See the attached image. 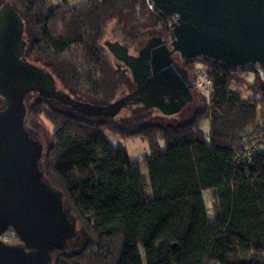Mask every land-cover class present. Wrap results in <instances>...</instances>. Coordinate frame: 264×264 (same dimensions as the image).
I'll return each instance as SVG.
<instances>
[{
    "label": "trees",
    "instance_id": "obj_1",
    "mask_svg": "<svg viewBox=\"0 0 264 264\" xmlns=\"http://www.w3.org/2000/svg\"><path fill=\"white\" fill-rule=\"evenodd\" d=\"M9 3L28 28L31 43L24 55L44 66L65 67L76 98L84 101L103 95L97 43L104 23L121 10L138 22L153 13L147 0H87L76 9L49 12H44L43 0ZM169 25L155 15L166 43ZM178 63L194 84L199 75L207 77L211 95L200 94L201 108L178 125L110 127L148 142L149 155L140 161L96 133L106 123L68 107L58 109L54 100L37 93L26 96L25 119L43 116L55 127L40 160L44 181L62 195L64 209L68 206L85 234L83 244L72 239L65 249L53 251L51 264H142L139 248L146 264H264V153L238 162L264 140V77L254 67ZM83 68L90 71L88 76ZM202 120L208 121L206 133L199 129ZM205 191L211 193L212 223Z\"/></svg>",
    "mask_w": 264,
    "mask_h": 264
},
{
    "label": "water",
    "instance_id": "obj_2",
    "mask_svg": "<svg viewBox=\"0 0 264 264\" xmlns=\"http://www.w3.org/2000/svg\"><path fill=\"white\" fill-rule=\"evenodd\" d=\"M170 22V41L150 37L136 56L117 42L106 43L130 72L135 89L108 106L70 99L53 75L22 54L25 23L9 2L0 6V264H51V253L76 238L62 195L44 181L43 146L25 128L30 93L70 104L86 117H110L129 105L164 115L181 111L194 96V83L179 61L202 60L221 67L257 68L264 77V0H147ZM12 231L19 243L4 242Z\"/></svg>",
    "mask_w": 264,
    "mask_h": 264
},
{
    "label": "rangeland",
    "instance_id": "obj_3",
    "mask_svg": "<svg viewBox=\"0 0 264 264\" xmlns=\"http://www.w3.org/2000/svg\"><path fill=\"white\" fill-rule=\"evenodd\" d=\"M10 0H4L2 5ZM27 2H33L35 0H26ZM87 0H43L44 2V12H49L58 7H62L65 10L76 9L78 6ZM101 1V0H98ZM1 5V6H2ZM159 28L155 26V14L150 13L145 21L138 22L129 17V12L127 10L119 11L115 16L107 20L102 26V36L99 42L97 43V48L99 55L103 59L102 63V79L104 80L103 95L99 99H90L89 101H84L87 104L104 107L110 104L115 103L119 99L128 95L132 89V78L130 72L124 73L125 69L123 66H120L116 59L109 52L106 43L117 42L120 45H126L128 47L129 53L135 55L137 51L142 47V45L147 41V39L154 35H159ZM142 36V37H139ZM23 39L26 42V48L31 43L30 36L28 34V28L25 26ZM25 48V49H26ZM79 60V58H75ZM29 62H32L40 67H44L46 71L50 72L54 79L57 90L62 93L70 94L72 97H78L75 93L74 86L70 81V72L66 70L65 67L58 65H45L42 62H36L32 58H28ZM47 66V67H46ZM84 69V68H83ZM83 73L85 76H88L90 71L84 69ZM200 82H202L203 75H199ZM98 75L92 77L96 81ZM198 80V79H197ZM196 80V82H197ZM252 80V76L249 77V81ZM195 82V83H196ZM203 84V82H202ZM199 94H196L193 101L186 104L180 112L172 115H164L156 109H151L144 107L142 105H129L122 108L117 113L113 114L110 117H94V119L106 123L108 127H99L96 128V133L104 137L111 145L123 147L129 158L133 161H140L145 156L149 155V144L146 140L135 137L122 135L110 127H124L126 129H132L135 126L147 125V124H157V125H178L187 120H189L195 113V111L201 108V96L204 94L202 90L197 88L193 89ZM205 95V94H204ZM208 98L209 95H205ZM26 100V98H25ZM4 103L0 100V109L3 107ZM58 109L64 111H69L64 108V106L55 100L54 104ZM81 114V113H80ZM82 115V114H81ZM25 128L28 130L29 134L41 143L43 146V152L45 153L47 149L51 146V135L55 130V127L50 124L43 116L37 118H27L24 122ZM199 129L206 133L208 129V121L202 120ZM158 144L161 150H164L166 147L165 140L160 137L158 138ZM255 152L264 153V140L253 148ZM140 172L143 182L146 184L147 189L145 191V196L147 199L151 198V190L148 185V173L147 167L144 163L140 164ZM204 201L208 210V216L210 222H214V211L212 205L211 193L205 191L203 193ZM67 214L70 220L73 222L75 227V232L77 237L75 239L76 243L79 245L83 244L85 234L82 228L76 223L73 218V215L66 206ZM1 239L4 242L15 244L18 240L11 235V232L1 236ZM72 241H68L67 245ZM139 254L142 260V264L145 263V258L143 251L139 248Z\"/></svg>",
    "mask_w": 264,
    "mask_h": 264
},
{
    "label": "built area",
    "instance_id": "obj_4",
    "mask_svg": "<svg viewBox=\"0 0 264 264\" xmlns=\"http://www.w3.org/2000/svg\"><path fill=\"white\" fill-rule=\"evenodd\" d=\"M200 78L201 77H199L197 82L194 84L195 88L202 90L205 95L210 96L212 92V82L207 77L203 76V79H202L203 84H202V82H200ZM254 153H255L254 150L245 151V153L242 154L240 158L238 159V162L243 161L244 159L250 157Z\"/></svg>",
    "mask_w": 264,
    "mask_h": 264
},
{
    "label": "flooded vegetation",
    "instance_id": "obj_5",
    "mask_svg": "<svg viewBox=\"0 0 264 264\" xmlns=\"http://www.w3.org/2000/svg\"><path fill=\"white\" fill-rule=\"evenodd\" d=\"M24 33V32H23ZM154 36H159V37H161L160 35H154ZM152 37V36H151ZM26 43V42H25ZM144 45V44H143ZM142 45V46H143ZM122 46H125L126 48H127V52H128V55H130V56H136L137 55V53H138V51H137V53L135 54V55H131L130 53H129V50H128V47L126 46V45H122ZM25 48H26V45H25ZM25 48H24V52H23V54H22V58H24L27 62H29L28 61V57H26L24 54H25ZM173 58L175 59V60H177V61H179L178 59H177V57H175V56H173ZM117 61V60H116ZM30 64H33V65H36V64H34V63H32V62H29ZM117 63L120 65V66H123L124 67V69H125V71H124V73H126V72H129V70L121 63V62H119V61H117ZM36 66H38V65H36ZM40 67V66H39ZM132 86H133V89H132V91L135 89V86H134V84L132 83ZM57 89V88H56ZM59 91V90H58ZM131 91V92H132ZM62 93V92H61ZM64 94H66V93H64ZM67 96L70 98V99H72L73 101H76V102H80V103H85L84 101H82L81 99H78V98H76V97H72L70 94H67ZM51 100H54L55 101V99H51ZM64 107H68V108H71L70 107V104H62Z\"/></svg>",
    "mask_w": 264,
    "mask_h": 264
}]
</instances>
